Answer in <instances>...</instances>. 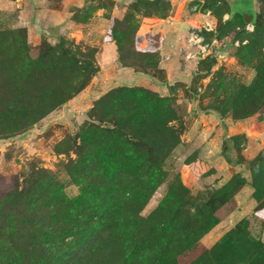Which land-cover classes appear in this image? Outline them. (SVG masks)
<instances>
[{
  "label": "trees",
  "instance_id": "1",
  "mask_svg": "<svg viewBox=\"0 0 264 264\" xmlns=\"http://www.w3.org/2000/svg\"><path fill=\"white\" fill-rule=\"evenodd\" d=\"M210 1L215 6L217 0ZM83 6L73 9L71 20L84 24L96 10L106 8L90 0ZM132 8L146 16L168 17L161 12L168 9L162 0H136ZM146 18L147 26L157 24ZM132 20L135 17L114 19L111 39L107 31L117 61L135 72L142 73L138 67H143L158 73L157 53L134 48ZM228 22L230 27L244 25V15ZM252 23V33L232 37H248L235 54L241 65L255 70L252 81L233 83L231 94L221 100L219 82L209 92L213 104L205 108L229 112L233 121L263 118L264 0H258ZM27 35L24 26L0 30V138L27 130L82 91L99 70L94 49L81 40L59 34L51 41L41 35L32 56ZM156 89L117 86L95 101L91 121L70 138L69 150L76 158L69 160L66 171L79 186L78 195L68 198L36 165L24 173L20 189L13 177L11 188L0 197V264H264V242L249 233L246 218L210 248L199 241L218 222L216 210L233 202L245 185L253 189L254 212L261 210L264 226V160L250 161V181L236 174L218 189L194 197L176 173L157 207L147 216L140 214L141 206L168 179L164 165L182 128L168 125L179 116L172 99ZM242 138L245 134L229 137L236 150ZM188 166L192 171L193 165Z\"/></svg>",
  "mask_w": 264,
  "mask_h": 264
},
{
  "label": "rangeland",
  "instance_id": "2",
  "mask_svg": "<svg viewBox=\"0 0 264 264\" xmlns=\"http://www.w3.org/2000/svg\"><path fill=\"white\" fill-rule=\"evenodd\" d=\"M90 1L92 5H105L103 15L107 16L108 21L104 20L101 14H96L100 17H96L95 22L86 28L82 37L77 33L71 35L70 31L66 33V36L69 40L75 39L77 42L81 40L94 49L93 61L99 66V70L82 91L36 121L27 130L12 137L0 138V197L11 188L14 176L20 189L24 182V173L32 171V165L45 169L49 176L63 188L68 198L78 195L79 186L71 180L66 171L69 160L76 158V154L69 150L72 145L70 138H76L77 132L91 121L92 116L89 113L95 101L109 89L117 86H147V81L143 80L137 82L125 80L122 84L114 85L115 80H111L108 76L107 63L111 62L112 57L107 40L111 39L114 19L121 20L127 16L135 17V20L129 23V29L136 30L135 34L133 33L135 50L156 52L160 70L157 73L156 70L138 68L142 70V74L147 71L148 73L145 74H151L157 78L158 85L163 89L157 88L154 91L172 99V107L175 108L179 120H173L168 125L179 128L181 124L182 127L179 133V143L164 165L169 170L168 179L161 182L141 206L140 214L147 216L157 207L176 173H180L183 185L188 188L193 197L199 193L218 189L236 174L244 175L250 181L252 178L249 170L250 161L258 159L263 162L264 160V109L261 113L263 118L255 116L251 121H233L229 112L221 114L213 108L205 109L213 104L209 92L215 90V85L219 82L222 86L218 88L217 96L221 100L231 94L234 89L233 83L248 84L252 81L255 70L252 67L241 65L235 54L239 47L248 43V37L239 39L238 46L229 43L228 55L223 57L215 55L214 51L204 56L197 54L200 72L194 78L181 71L184 56V51L181 49L183 50L185 46L187 29L200 25L206 19L214 24L216 37L219 40L237 39L232 37L238 32L236 28L238 25L230 27L228 21L242 15H251V22L254 21L258 0H217L215 6L220 8L213 6L210 0H162L168 6L167 11H161L168 16L165 19L155 14L146 16L143 10L135 11L132 3L136 0H128L122 5L116 4L113 0ZM7 8L9 6L0 5V30L17 29L19 26L16 24V17H12V14L8 16ZM10 11L12 12L13 9ZM226 13L229 14V19L224 20ZM146 17L153 18V22L157 24L153 27L147 26ZM179 18L189 23L188 27L179 33L176 32L180 28L176 30V37L168 45L166 35L169 31L172 33L176 29L174 28L175 22L169 23V21H178ZM52 19V17H45L44 21H37L40 28L36 25V34L32 30L28 33L27 39L32 56L37 54L34 45L39 44L41 27H45V29L42 28L45 33L49 32L48 27L52 25ZM169 27L171 28L168 29ZM108 30H110L108 35L110 39L107 38ZM253 31L244 33L248 35ZM49 34L55 36L54 38L58 36V32L54 31ZM214 37L212 32L205 33L204 41L210 42ZM166 52L172 57L177 56L178 72L181 73L171 80L165 79L160 64L162 54ZM130 62L139 63L136 59H130ZM196 62L197 59L192 61L191 65ZM219 74L220 78H218ZM193 80L195 83L192 84ZM169 86L171 91L168 89ZM239 134H245L246 139H239L240 150H236L233 143L229 141V137ZM187 161L193 165L192 171ZM260 161L258 164H261ZM252 193L253 189L250 185L242 186L235 194L233 202L226 203L216 210L218 222L199 239L205 247L210 248L215 244L241 218L247 219L249 233L264 242L261 210L256 211L255 214L256 201Z\"/></svg>",
  "mask_w": 264,
  "mask_h": 264
},
{
  "label": "crops",
  "instance_id": "3",
  "mask_svg": "<svg viewBox=\"0 0 264 264\" xmlns=\"http://www.w3.org/2000/svg\"><path fill=\"white\" fill-rule=\"evenodd\" d=\"M116 4H126L128 0H113ZM84 4L83 0H0V5L9 6L7 8L6 13L8 16L12 14V17H16V24L18 26H24L27 28L28 33L32 30L36 34V25L39 26L40 24L37 23V21L42 20L44 21L45 17H52V25L48 27L49 32H58L59 34H65L70 31L71 35L74 33H77L82 37V34L85 32L86 28L90 26L91 23L95 22L96 17H100L96 14H101V17L104 20L108 19L107 16L103 15V12H105V9L100 8L97 11L93 13L91 18L88 19L86 23H76L73 20H71V17L73 15V9L74 8H80ZM116 7V6H115ZM13 9L11 12L10 10ZM103 10V11H102ZM100 12V13H99ZM102 12V13H101ZM229 15V14H228ZM181 18V17H180ZM172 20L169 21V23L175 22L173 32L167 33L166 40L169 45V43L173 40L174 37H176V33H179L181 31H184L186 27H188L189 23L183 22L182 19ZM194 18V17H192ZM40 22V21H39ZM168 25V24H167ZM170 26V25H168ZM45 27H41V33L39 32V37L41 35H46L50 40L55 39V36H51L49 32H46L43 30ZM169 27L168 29H170ZM180 28V30H178ZM178 30L176 33L175 31ZM70 35V34H68ZM36 36V35H35ZM165 40V42H166ZM107 44H109L108 48L111 50V62L107 63V67L109 68V78L111 80H115L114 85L122 84L125 80H132V81H138L143 80L147 81V86L154 87V88H162L158 85L157 78L149 75V74H142L141 72H135L132 68L121 66L117 61V52H116V46L113 41H108ZM111 46V47H110ZM168 53V52H166ZM172 54V53H171ZM178 60L177 56L174 55L171 59L167 61H161V68L164 71L165 79L171 80V78H174L181 73L178 72ZM161 89V90H162ZM167 90V89H166ZM264 234V233H263Z\"/></svg>",
  "mask_w": 264,
  "mask_h": 264
},
{
  "label": "built area",
  "instance_id": "4",
  "mask_svg": "<svg viewBox=\"0 0 264 264\" xmlns=\"http://www.w3.org/2000/svg\"><path fill=\"white\" fill-rule=\"evenodd\" d=\"M207 14H209V12ZM227 19H229L228 13H226L224 16V20ZM236 28L238 32H250L253 31L254 24L251 21L245 22L244 25H238ZM209 32L214 33L215 37L210 42H205V33ZM229 43H231L233 46H238L240 41L239 39L219 40L216 37V29L214 28V24L211 20L206 19L198 26L189 27L186 31L185 46L183 50L181 49V51H184L181 71L190 76L196 75L199 73V57L196 56L197 54H202L204 56L205 54L207 55L214 51L215 55L223 57L224 55H228ZM242 43H244V41ZM169 59H171V55L169 53L162 54L161 61H167ZM195 59H197V62L194 65H191V62Z\"/></svg>",
  "mask_w": 264,
  "mask_h": 264
},
{
  "label": "water",
  "instance_id": "5",
  "mask_svg": "<svg viewBox=\"0 0 264 264\" xmlns=\"http://www.w3.org/2000/svg\"><path fill=\"white\" fill-rule=\"evenodd\" d=\"M251 19H252V16L251 15L250 16L244 15V21L245 22H250Z\"/></svg>",
  "mask_w": 264,
  "mask_h": 264
}]
</instances>
